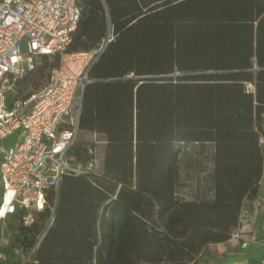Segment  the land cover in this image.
<instances>
[{
  "label": "trees",
  "instance_id": "obj_1",
  "mask_svg": "<svg viewBox=\"0 0 264 264\" xmlns=\"http://www.w3.org/2000/svg\"><path fill=\"white\" fill-rule=\"evenodd\" d=\"M77 2L70 51L114 34L89 70L79 118L82 131L105 138L102 168L64 177L31 264H198L230 238L264 171V0ZM39 62L20 93L37 90L58 58ZM189 143L213 147L211 199L178 197L179 145ZM48 217L30 227L7 219L16 233L3 264H20L13 247L30 248Z\"/></svg>",
  "mask_w": 264,
  "mask_h": 264
},
{
  "label": "built area",
  "instance_id": "obj_2",
  "mask_svg": "<svg viewBox=\"0 0 264 264\" xmlns=\"http://www.w3.org/2000/svg\"><path fill=\"white\" fill-rule=\"evenodd\" d=\"M80 17L77 0H0V264L8 260L4 248L9 245V217L19 215L20 222L30 227L39 213L49 211L35 243L28 249L18 245L12 249L20 264L35 262V253L54 223L64 177H91L102 168L97 140H83L86 157L79 158L74 148L81 141L79 118L89 70L114 34L109 28L98 47L70 51ZM42 56L57 57V65L38 90L20 93V81ZM260 143L264 155V137ZM262 185L264 171L259 187ZM260 204L257 198L253 207ZM243 220L241 212L239 224ZM237 238L240 248L254 241L233 232L226 242ZM259 264H264V257Z\"/></svg>",
  "mask_w": 264,
  "mask_h": 264
},
{
  "label": "rangeland",
  "instance_id": "obj_3",
  "mask_svg": "<svg viewBox=\"0 0 264 264\" xmlns=\"http://www.w3.org/2000/svg\"><path fill=\"white\" fill-rule=\"evenodd\" d=\"M22 51L24 54L28 53L27 44L22 43ZM36 66L40 65L39 58L35 60ZM48 71H45V74ZM45 74L40 79V85L37 90L44 84ZM36 90V89H34ZM233 124L237 127H243L239 118L233 119ZM104 136L93 132L82 131L79 140H97L98 154L100 158L104 155L105 143ZM181 149L180 164H179V181H178V197L184 200H204L213 197V147L210 144L203 145L197 143H189L179 145ZM15 225V222H11ZM15 231L9 226V245L11 247V238L14 237Z\"/></svg>",
  "mask_w": 264,
  "mask_h": 264
},
{
  "label": "crops",
  "instance_id": "obj_4",
  "mask_svg": "<svg viewBox=\"0 0 264 264\" xmlns=\"http://www.w3.org/2000/svg\"><path fill=\"white\" fill-rule=\"evenodd\" d=\"M261 200L259 207L254 208L256 199ZM190 200V199H188ZM244 220L234 228L243 238L254 239L247 248H240V240L230 243L210 244L198 258V264H259L264 257V185L259 187L253 199H247L242 208Z\"/></svg>",
  "mask_w": 264,
  "mask_h": 264
}]
</instances>
